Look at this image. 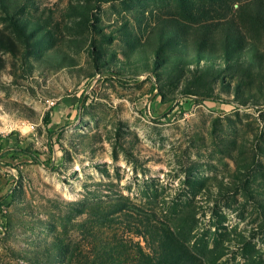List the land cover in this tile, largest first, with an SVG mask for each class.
Listing matches in <instances>:
<instances>
[{
  "label": "rangeland",
  "instance_id": "obj_1",
  "mask_svg": "<svg viewBox=\"0 0 264 264\" xmlns=\"http://www.w3.org/2000/svg\"><path fill=\"white\" fill-rule=\"evenodd\" d=\"M0 264H264V0H0Z\"/></svg>",
  "mask_w": 264,
  "mask_h": 264
}]
</instances>
